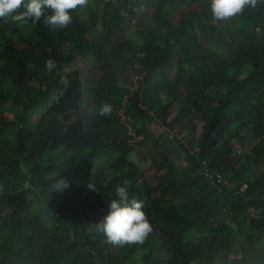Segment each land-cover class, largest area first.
<instances>
[{
  "label": "trees",
  "instance_id": "16d2710c",
  "mask_svg": "<svg viewBox=\"0 0 264 264\" xmlns=\"http://www.w3.org/2000/svg\"><path fill=\"white\" fill-rule=\"evenodd\" d=\"M110 2L0 20V264H264V0ZM124 181L153 231L120 247Z\"/></svg>",
  "mask_w": 264,
  "mask_h": 264
},
{
  "label": "clouds",
  "instance_id": "9594fccd",
  "mask_svg": "<svg viewBox=\"0 0 264 264\" xmlns=\"http://www.w3.org/2000/svg\"><path fill=\"white\" fill-rule=\"evenodd\" d=\"M113 2L114 0H111L110 3ZM87 4L88 0H0V20H10L21 25L29 21L36 24L42 20L45 27L60 30L72 23L73 11L86 7ZM248 6L256 7L257 0H210L209 8L216 20L223 21L241 14ZM56 67L54 59L45 61V71L52 72ZM63 83L67 87V81ZM112 112L113 106L110 103H102L98 109V115L102 117L111 116ZM127 185L128 181H124V186L115 188V195L119 199L111 200L107 215L97 224V229L113 246L143 244L153 231L152 224L143 211V202L135 198L128 201ZM68 187L65 182L55 185L58 192ZM87 187L93 189L91 184Z\"/></svg>",
  "mask_w": 264,
  "mask_h": 264
},
{
  "label": "rangeland",
  "instance_id": "374dc122",
  "mask_svg": "<svg viewBox=\"0 0 264 264\" xmlns=\"http://www.w3.org/2000/svg\"><path fill=\"white\" fill-rule=\"evenodd\" d=\"M88 1H90V0H88ZM150 14V12L148 11V10H144V11H142V15H144V16H146V15H149ZM132 24H130V26H131ZM84 69V71L85 72H87V70L89 69V68H87V67H85V68H83ZM131 79H133L132 77H130ZM127 119L128 120H130V121H136V118L134 117V116H131V115H129V117H127ZM126 119V120H127ZM146 169L148 170V173H149V170H151V169H149V167H148V165L146 166Z\"/></svg>",
  "mask_w": 264,
  "mask_h": 264
}]
</instances>
